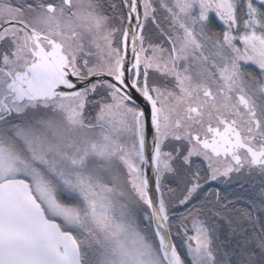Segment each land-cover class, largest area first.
<instances>
[{
    "label": "snow or ice",
    "instance_id": "snow-or-ice-1",
    "mask_svg": "<svg viewBox=\"0 0 264 264\" xmlns=\"http://www.w3.org/2000/svg\"><path fill=\"white\" fill-rule=\"evenodd\" d=\"M0 264H264V0H0Z\"/></svg>",
    "mask_w": 264,
    "mask_h": 264
},
{
    "label": "flooded vegetation",
    "instance_id": "flooded-vegetation-1",
    "mask_svg": "<svg viewBox=\"0 0 264 264\" xmlns=\"http://www.w3.org/2000/svg\"><path fill=\"white\" fill-rule=\"evenodd\" d=\"M235 179V178H234ZM173 187H175V185H172ZM215 186H219L221 189V195L222 196H227L229 199H234V196L232 195V192L234 190L238 191V186L233 184V185H215ZM238 207H245L246 205L244 204H239L237 205Z\"/></svg>",
    "mask_w": 264,
    "mask_h": 264
}]
</instances>
